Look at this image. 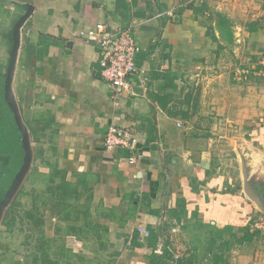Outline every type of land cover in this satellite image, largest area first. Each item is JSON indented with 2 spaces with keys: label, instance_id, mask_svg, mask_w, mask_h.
<instances>
[{
  "label": "crops",
  "instance_id": "0c3cea01",
  "mask_svg": "<svg viewBox=\"0 0 264 264\" xmlns=\"http://www.w3.org/2000/svg\"><path fill=\"white\" fill-rule=\"evenodd\" d=\"M197 7L204 11L197 15ZM211 11L231 23L241 19L245 42L264 52V0H0V83L6 86L17 25L30 12L19 28L10 86L30 131L33 164L45 176L53 171L54 183L64 181L70 191L65 204L32 203L44 214L35 243L39 236L46 241L47 264H177L180 257L264 264V236L251 229L264 214V118L249 121L264 102L240 97L238 124L251 126L249 134L230 139L232 158L218 157V125L209 114L231 115L236 103L224 96L227 89L213 96L210 86L224 78L208 74L218 48L208 35L217 24ZM100 22L130 28L142 47L134 88L119 104L87 35ZM215 34L224 44L218 27ZM200 83L194 105L191 92ZM221 99L223 106L213 105ZM182 113L211 120L187 121ZM111 125L134 129L135 155L105 147ZM202 128L210 133L193 134ZM247 181L261 202L247 192ZM139 225L153 236L144 237ZM165 247L173 258H164ZM31 250L32 264H43L36 244Z\"/></svg>",
  "mask_w": 264,
  "mask_h": 264
},
{
  "label": "rangeland",
  "instance_id": "374dc122",
  "mask_svg": "<svg viewBox=\"0 0 264 264\" xmlns=\"http://www.w3.org/2000/svg\"><path fill=\"white\" fill-rule=\"evenodd\" d=\"M242 20L241 19H235L234 23L232 22V30L234 33V40L232 43L228 44L225 40L224 45H226L225 48L221 49L220 52H216L217 60H215V67L208 70V74L211 76H223L222 82H211L210 86L213 89L212 93L213 96L216 95H223L220 91V89H227L225 91V95H232L231 101L235 102L236 105H234L235 113L228 115L227 113L222 114L219 113H210V116H213V121H215V125H218V128L214 129L215 132L213 134V137L215 139H218L216 141V145H218L219 153L220 155L218 157L221 158L223 156V159L232 158L233 157V150H232V144L230 139L232 137H237L238 135H241L243 137L248 136V130L251 126L248 124H245L244 128L242 129L239 127L238 120L242 118L243 116L239 113V106L241 104L240 97H242L245 94H250V103L252 105H255V100L257 98V102L260 100H263L264 102V52L255 54L252 50L253 44L249 41L245 42L243 38V33H241V30H239L242 26ZM221 37V34H220ZM262 59V60H261ZM194 80V79H193ZM219 81V80H217ZM202 83L198 84L197 86H193V88L196 90V93L199 95L202 91ZM220 91V93L218 92ZM230 93V94H229ZM262 93L263 95H260ZM12 95V96H11ZM11 95H8V98L10 99V103L12 101L14 102L15 106L18 107L19 105L16 100L14 91L11 90ZM183 100H186L187 102L190 101V98H184ZM193 104L196 105L200 104L201 99L199 97V101L196 98L193 100ZM219 102V104H213L216 107L223 106V100L221 99L216 100ZM258 106H261L258 104ZM264 106V105H263ZM185 107V105H182V109ZM220 108H217L219 110ZM215 110V111H217ZM262 113L260 114H254L249 119L250 122H261V118H264V107L261 109ZM20 112V110H19ZM21 116V113H20ZM182 116L187 120L191 121L196 119L200 122H208L211 120V117L209 119L206 118L203 114H198L194 116V114L189 113H182ZM194 116V117H193ZM22 122L26 129H28L27 124L23 120L21 116ZM253 123V124H254ZM179 124V123H178ZM214 124L212 127H214ZM179 125H182L180 123ZM211 127V128H212ZM0 142L1 144L7 145V143L15 144L18 142V133L16 134V131H13L12 129L6 130L2 124H0ZM210 128H202L200 130L193 131V134L197 137H205L210 133ZM10 133V137L5 135L4 133ZM184 131L182 130L181 133ZM205 133V134H204ZM4 134V135H3ZM17 136L15 140V136ZM212 134V133H211ZM237 135V136H236ZM28 137L30 145L33 148L32 138L30 135V131L28 129ZM207 138V137H206ZM228 141V142H227ZM220 144V146H219ZM224 149V152L223 150ZM16 152L11 153L12 157L15 158L16 163V154H17V147H15ZM6 151V150H5ZM7 150V154H8ZM34 153V151H33ZM223 153V155H221ZM38 162H36L37 164ZM44 164V162L42 163ZM17 164L13 168H16ZM32 167V166H31ZM30 172V171H29ZM13 173H10V176ZM42 172L38 171L35 173H32V175L29 176L30 180L27 182L24 180L22 184L18 187L16 190L12 201L17 200L20 201V204H23V206L32 209V203L34 205V199L32 196H30L29 193H32L33 187H37L38 189L42 190L46 187L45 182H43L47 177H43L41 175ZM28 176V174H27ZM26 176V177H27ZM26 179V178H25ZM26 181V182H25ZM25 184V188L22 189V185ZM11 201V202H12ZM7 209V208H6ZM5 209V211H6ZM5 211L3 215L0 217V264H32L31 259L32 256V248L36 244V233L38 232L35 226H33L30 223H23L19 222V224H16L13 229H9L5 224L2 223ZM22 214H24V211L21 210ZM258 219H262L264 224V214L258 217ZM256 222V221H255ZM252 222L253 224L255 223ZM251 224V229L256 233L259 231V229L255 228L254 225ZM259 234L260 231H259Z\"/></svg>",
  "mask_w": 264,
  "mask_h": 264
},
{
  "label": "trees",
  "instance_id": "16d2710c",
  "mask_svg": "<svg viewBox=\"0 0 264 264\" xmlns=\"http://www.w3.org/2000/svg\"><path fill=\"white\" fill-rule=\"evenodd\" d=\"M202 7L195 8V12L197 15L200 12L204 11V8H202ZM211 13L215 14V16L217 18V24H216V26L213 24H211L209 26L208 35H210L214 39V41H216L218 43V48H217L216 52L219 53L221 49L226 47V45H224L223 43H221L219 41V38L215 34V28L218 27L221 30V37L228 44H230L234 41V33H233L232 28H231L232 23L226 15H224L222 12H219V11H214V12L211 11ZM168 72L169 71H166V74ZM194 90L191 92L193 94V98H194V92H196V90L195 91ZM194 99L196 101V98H194ZM3 110H5V111H3ZM0 124H2V126H4V128H6V130L12 129L13 131H16V134L18 133V142L17 143H15V144L7 143V145H4V144H1V142H0V204H1L9 186L11 185V183L14 180L15 175L18 173V171L22 167L23 162H24V157H25V147H24L22 132H21V129L18 125L14 108L11 105L10 100L7 97L6 86L4 87L3 84H1V83H0ZM8 131H10V130H8ZM4 134L7 135L8 137H10L9 132L4 133ZM14 136H15V140H16L17 136L15 134H14ZM15 147H17V154H16L17 163H16L15 158H13L11 155V153H14V151L16 152ZM7 150L9 151L8 154H7ZM16 164H17V167L13 168V165L15 166ZM38 171H39V167H38V165H36L34 163L25 180L28 182L30 180L29 176L32 175V173H35ZM11 172L13 174L10 176ZM41 175H43V174H41ZM208 175H209V171H208ZM43 177H44V179H45V177H49V179L46 178L43 181V182H45L46 187L43 188L42 190L38 189L37 187H33V191H31L32 193H29L30 196L33 197L35 205H38L39 207H46V205L48 204V202L50 200L55 205L61 204V203L65 204V203L70 201V191L67 188H65V186L63 185L64 181L54 183V182H56L55 181L56 180V174L53 171H51V176L43 175ZM63 179H64V177H63ZM25 184L26 183H24L22 185V189H21L22 191L25 188ZM67 185H69V184H67ZM49 191H50V195L48 194ZM55 205L52 206L53 209H56ZM21 210L24 211V214H22ZM65 212L70 213L71 209L68 210L66 208ZM184 212H183V215L185 214ZM18 220L20 222H23V223H26V222L32 223L33 226H35V228L37 229V231H39L41 234H44V222H45L44 214H42L41 211H38V212L33 211V208L32 209L27 208V207L23 206V204H20L19 201L14 200L8 205V207L5 211L2 223L5 224L9 229H13L15 227V225L18 224ZM70 229H72V228H70ZM85 229H86L85 227H82V231H86ZM151 233H152V231H151ZM258 233H259V231H258ZM152 234H154V233H152ZM36 248L38 250V253L42 256L43 264H47L51 260V258L48 257L47 243H46V241L43 240V238L41 236H39V241L36 243ZM165 257L169 258V259L173 258L167 247H165V249H164V258ZM193 261H194L193 258L189 259L186 257H183V258L180 257V258L176 259L177 264H193ZM57 263L60 264V261ZM57 263H55V264H57Z\"/></svg>",
  "mask_w": 264,
  "mask_h": 264
},
{
  "label": "built area",
  "instance_id": "2783aa9c",
  "mask_svg": "<svg viewBox=\"0 0 264 264\" xmlns=\"http://www.w3.org/2000/svg\"><path fill=\"white\" fill-rule=\"evenodd\" d=\"M87 35L89 40L99 47L102 76L109 82L115 104H119L134 88L133 79L140 72L137 56L142 47L131 29L123 26H109L100 22L88 31ZM147 80V77L140 78L142 85H145ZM104 144L109 150L125 148L135 155L138 138L131 127L111 125L105 134ZM135 157L132 159L136 160ZM262 222V219H258L253 225L264 236ZM138 231L144 237L152 235L151 230L143 225L138 226Z\"/></svg>",
  "mask_w": 264,
  "mask_h": 264
},
{
  "label": "water",
  "instance_id": "95a60500",
  "mask_svg": "<svg viewBox=\"0 0 264 264\" xmlns=\"http://www.w3.org/2000/svg\"><path fill=\"white\" fill-rule=\"evenodd\" d=\"M30 14H31L30 12L26 13V15L23 17L22 21H20L18 23V25H17L16 39H15V44H16L15 45V54L13 55L12 65H11V67L9 69V75H8L7 82H6L7 97H8V95L9 96L11 95L10 81H11V78H12V71H13V68H14V62H15V59H16V54H17V51H18L17 49L19 48V45H20L19 28H20L21 23L23 21H25L30 16ZM12 103L13 104H11V105L14 108L16 119H17L18 125H19V127L21 129V132H22V137H23V142H24V147H25V157H24V162H23L22 167L20 168L18 173L15 175L13 182L9 186V188H8V190H7L5 196H4V198H3V200H2V202L0 204V217L3 215L5 209L11 203L12 198H13L16 190L22 184V182L25 180L27 174L29 173V171L31 169V166L33 164V157H34L33 149H32V147L30 145V142H29L28 129H26V127L24 126V124L22 122L18 107L15 106L13 101H12ZM246 190L254 199H256L257 201L261 202L260 197L256 193V190L253 188V186H252L250 181H247V183H246Z\"/></svg>",
  "mask_w": 264,
  "mask_h": 264
}]
</instances>
